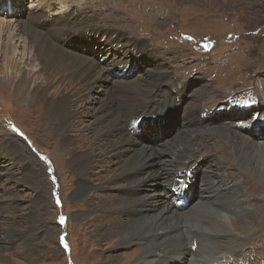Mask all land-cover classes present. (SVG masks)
<instances>
[{
	"label": "rangeland",
	"instance_id": "1",
	"mask_svg": "<svg viewBox=\"0 0 264 264\" xmlns=\"http://www.w3.org/2000/svg\"><path fill=\"white\" fill-rule=\"evenodd\" d=\"M35 1L16 0L11 8L13 13L7 11L8 15L5 17L0 11V19L4 17L7 20L6 23L10 22L11 25L13 20L20 18L23 11L27 9H37L52 15H54V9H57L68 14L73 8L83 7L86 0H50V3L54 5L53 10L37 5ZM87 1L86 7L90 10L91 8L99 9L101 16L104 19L108 18V22L106 24L102 22L100 27L104 29L115 27L113 21L122 17L126 21L114 22L116 26L122 24L126 27L124 30L117 29L118 35H121L120 31H124L127 36L141 40L152 54L126 56L128 63L123 69L130 76L124 74L122 77L133 80L137 77L136 80L143 88L146 87L145 91L152 93L150 100L147 96L143 98L145 101L143 105H135L138 110L147 106L151 98L162 104L155 109L157 114L154 117L146 119L149 121L152 119L147 129L139 124V128L145 129L147 135L145 138L139 137L140 141L155 147L156 144L161 146L165 142L175 144L174 138L178 135L182 137V141L170 149L173 155L168 153L166 156L162 172L164 179L171 177L175 182L182 179L188 169L196 168L200 185L208 186L204 190L207 192L205 196L211 194L213 198L218 197L217 192L234 181L240 183L246 195L249 214L235 215L232 218L236 226H241L237 228L238 230L234 228L233 232H230L223 222L218 224L222 230L215 237L217 251H219L213 253L210 259L220 256L225 259L224 261L239 260L243 264H264V186L240 169L234 160L235 155L229 146L225 132L219 129L228 126L226 124L228 116H236L233 114H228L227 117L222 116V109L227 103L242 104L244 107H253L257 104L253 99L256 94L252 92L255 86L264 83V0ZM1 5L0 2V7ZM141 5L142 7H139ZM16 47L15 55L19 57L23 44L22 46L17 44ZM101 54L102 57L96 53L95 59L105 64L108 57L104 58L103 52ZM226 54L234 57L231 59H236V62L222 69L218 67L215 74L212 71L208 73L216 64V60ZM141 64H143L142 68ZM120 66L117 65L115 72ZM122 66L125 65L122 64ZM152 68L156 73L154 81L149 80V75L139 76L145 71H151ZM8 70L9 68L0 65V137L1 133L15 131V137L27 145V151L31 156L29 155V158L23 160L20 165L0 153V227L5 235L14 234L11 237L15 239L12 245L3 240L0 241V255L5 256L0 258V264H124L126 261L128 264L130 257L132 258L135 254L132 250L139 248L141 244L132 243L116 247V242L113 241L118 233L112 231L111 226L120 220L133 219V215L128 212L122 215L121 212L112 213L122 203L123 196L116 187H113L114 185L106 184L107 176L93 180V173H90L86 179L93 184V187L88 196L78 200L72 199L76 186L75 180L70 178L72 175L69 164L71 153L56 147L54 128L42 114L43 110L40 111L42 108L39 105L40 102L34 106L31 101L30 103L27 101V98L19 97L12 83L8 81ZM221 75H223L221 79L217 78ZM145 77L146 79H143ZM239 80L245 81L246 84H239L241 83ZM51 82L49 88L54 86V78ZM105 82L106 80L96 82L97 86L86 92V100L83 103L85 107L94 105L92 97L102 98L104 94L102 88L103 86L106 88ZM237 84L242 85L243 88L239 92L232 93ZM61 87L62 93L68 94L73 100L72 85L64 82ZM143 88L131 85L123 98L112 94L113 100H111L114 107H119L118 112H120L125 108L124 105L130 102L129 97ZM156 88L158 89L154 93ZM212 88L211 95L214 101L212 104L205 105L202 101ZM191 93L194 95L192 96ZM99 98L96 100L99 101ZM178 98H183L184 102L187 101L186 103L194 100L197 111L201 115L214 113L211 119L216 120L218 126L214 123L209 124L212 125L211 127H204L203 130L192 129L190 123L195 121L194 118H184L182 108H178L176 112L170 108V100L177 101ZM72 105L76 108L78 102L73 101ZM263 113L264 111L260 117L256 118L259 120L257 125H260L255 129L257 133L264 130ZM85 119L78 117L76 124ZM146 120H140V122L143 123ZM123 124L125 125L124 121ZM199 125L204 126L202 122ZM206 159L210 160V165L207 167L202 164V161ZM2 168L16 172L15 175L18 177L28 168H32L33 179L30 184L20 179L5 180ZM218 169H222V180L218 178V181L211 182L202 178L204 170L210 175ZM146 170L151 172L149 169ZM166 183L162 182V186L167 187ZM191 183L197 184L195 179ZM210 186L216 187L209 189ZM196 190L195 187L196 198L193 201L199 199H197L198 190ZM125 191H127L126 188ZM149 191L152 193L151 188ZM121 193L124 192L121 191ZM40 194L42 201L34 206L32 201ZM101 200L106 203L107 210L103 207H95ZM144 207L150 208L148 204ZM31 208H33L32 214ZM151 212L156 213V210L151 209ZM202 213L205 214V210L200 214ZM188 218L180 226L188 229L197 227L194 220L197 222L200 220L197 217L194 220H191L190 216ZM205 218L204 221L209 220L208 217ZM100 225L108 227V234L99 231ZM23 235L33 239L34 248L20 239ZM170 252L172 250L166 251L165 254Z\"/></svg>",
	"mask_w": 264,
	"mask_h": 264
},
{
	"label": "bare ground",
	"instance_id": "2",
	"mask_svg": "<svg viewBox=\"0 0 264 264\" xmlns=\"http://www.w3.org/2000/svg\"><path fill=\"white\" fill-rule=\"evenodd\" d=\"M15 1L0 0L2 4L0 7L1 14L6 17L7 11L13 13L11 8ZM86 1L80 9L73 8L66 14L54 9L50 0H36L37 5H43L48 10L54 9V15L37 9H27L23 11L20 18L14 19L11 25L10 22L9 24L6 23L7 20L4 17L0 19V65L9 68L7 71L8 81L12 83V87L19 97L27 98V101L29 103L31 101L34 106L40 102L39 105L42 107L40 111L43 110V112L41 111L42 114L46 116L45 118L54 128L56 147L62 148L65 152L70 151L69 164L72 172L70 178L75 180L76 186L72 193V199L78 200L88 196L93 187V184L86 179L88 174L93 173V180L102 176L108 177L106 184L114 185L113 187H116L123 196L122 203L112 213L121 212L122 215L128 212L133 215L132 220H120L112 226L109 225L112 231L118 233L116 236L113 235L115 239L112 240L116 242V247L127 246L132 243L141 244L139 248L132 250V253L135 254H132L133 257H130L128 264H243L239 260L224 261L225 259L220 256L210 259L213 253L219 251H217V240L215 239L219 235L218 233L222 231L219 228V223L223 222L225 226H228L227 229L233 232L234 228L237 229L241 226H236L232 222V218L235 215L246 216L249 214L246 195L240 187V183H236L237 181L229 183V186L217 192L218 197L213 198L210 196L211 194L205 196L207 192L204 190L208 186L200 185L196 168L188 169L182 179L175 182L171 177L164 179L162 172L165 167L166 156L168 153L173 155L170 149L177 146L182 141V137L176 136L173 140L175 144L165 141L161 146L156 144L155 147L147 145L148 143L143 144L137 138L139 127L133 129L131 125L136 120L154 117L157 114L155 109L162 104L151 98L147 106L138 110L135 105H143L145 102L143 98L146 96L150 100L151 91L146 92L144 89L146 87L143 88L141 83L136 80L137 77L134 80L128 79L122 77L124 74L118 75V70L115 72L117 65L128 63L126 56L152 54L141 40L127 36L124 31H120L121 35H118L117 29L124 30L126 27L122 24H119L118 27L114 22L124 20L122 17L113 21L115 27L110 29L100 27L102 22L105 24L108 22V18L104 19L99 13V9L91 8L90 10L86 7L85 5L88 3ZM130 5L135 6V4ZM131 16L134 17L133 14ZM17 41L19 43H16ZM17 44L21 46L23 44L22 50L18 54L19 57L15 55ZM101 52L104 53V58L108 57L104 62L105 64L95 59L96 53L102 57ZM231 58L234 57L229 54L220 56L208 73L212 71L215 74L218 67L222 69L232 62H236V59ZM150 70L141 73L139 76L149 75V80L154 81L156 73H154L153 68ZM222 76H217V78L221 79ZM53 78L54 86L49 88ZM100 80H106L104 84L106 88L101 84L104 92L102 98L92 97L91 100H94V105L90 104L85 107L83 103L86 100V92L97 86L96 82ZM64 82L72 85L74 93L71 97L73 100L69 98L68 94L62 93L61 86ZM240 82L239 84H246L245 81L241 80ZM239 84L236 85L234 91L231 90L232 93L239 92L243 88ZM131 85L143 89H138L133 96L129 97L130 102L126 101L125 108L118 112L119 107H114L111 95L114 94L123 98ZM224 87L226 88V86ZM157 89L154 90V93ZM212 92L213 88L202 101L203 104L213 103ZM252 93L256 94L253 99L257 102L253 107H244L242 104L236 103L225 105V108L222 109V116L227 117L228 114L236 116H228L226 123L228 126L219 129L225 132L230 143L229 146L235 155L234 160L240 169L250 174L259 184L264 186V130L259 133L255 131V127L260 126L257 125L259 120L256 118L260 117L264 111V83L255 86ZM96 98H99V101ZM183 100V98H178L177 101L173 99L168 102L170 108L175 112L178 111V108H182L184 118L195 119L194 122L190 123L192 129L203 130L204 127H211L217 123L216 120L211 119L214 113L201 115L198 113L197 104L193 99L190 103ZM73 101L74 103L78 102L76 108H73ZM142 111L146 112L143 113ZM78 117L86 119L80 120L76 124ZM201 122L204 126L199 125ZM214 125L218 126V123ZM10 131L5 134L1 133L0 153L8 156L15 164L21 165L23 160L29 158L30 154L27 151V145L15 137V131ZM85 146L90 147L86 148ZM209 162L210 160L206 159L202 161V164L207 167L210 165ZM2 169L5 180L20 179L30 184L33 179L32 168H28L27 171L25 169V173L20 177L16 176V172L10 169ZM146 169L151 170V172ZM195 170L197 171L195 172ZM221 170L218 169L210 175L204 170L202 178L211 182H216L218 178L222 180ZM186 178L190 182L195 179L196 186L193 183L191 186L194 188V194L195 187L198 190L197 199H199L192 201L193 198L189 192L186 205L177 207L175 201L178 198L174 196L173 190L181 187ZM162 182H167V187H163ZM145 184L147 186H143ZM213 187L216 186H210L209 189ZM150 188L152 193H149ZM41 201L42 196L40 194L32 201V204L35 206ZM97 204L96 208L103 207L104 210H107L103 200ZM145 204H148L150 208H145ZM190 205L192 206L190 207ZM151 209L156 210V213L151 212ZM203 210H205L206 215L200 214ZM30 213L32 214L33 211ZM189 216L191 220L196 219V217L200 220L199 222L194 220L197 227L188 229L180 226L184 220L189 219ZM205 217H208L209 220L204 221ZM198 223L207 225L202 226ZM107 228L101 225L98 227L103 234H108ZM13 235H5L0 227V241L3 240V242L12 245L15 241L11 237ZM20 239L26 245L34 248L33 239L30 236L23 235ZM240 241L243 242V240ZM169 250L172 252L165 254ZM3 257L0 255V258ZM126 262L124 264H127Z\"/></svg>",
	"mask_w": 264,
	"mask_h": 264
}]
</instances>
